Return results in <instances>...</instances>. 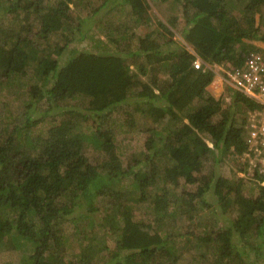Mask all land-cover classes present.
Here are the masks:
<instances>
[{
    "label": "trees",
    "instance_id": "1",
    "mask_svg": "<svg viewBox=\"0 0 264 264\" xmlns=\"http://www.w3.org/2000/svg\"><path fill=\"white\" fill-rule=\"evenodd\" d=\"M108 1L103 0L89 17L92 24L105 27L106 41L97 38L95 50L74 51L62 61L65 50L59 42L50 45L49 36L58 34L70 42L79 34L80 41L91 27L84 29L82 19L73 24L69 4L74 0H0V88L24 77L28 66L36 68L40 79L29 87L20 117L8 116L9 123L0 130V243L15 227L13 243L35 245L29 264H103L107 257L110 264H177L181 252L176 240L184 236L214 251L210 264H264V175L258 177V192L245 195L242 178L231 181L217 172L208 181L202 174L208 154L216 155L217 149L219 160L229 147L244 151L243 122L236 123L231 106L254 110L260 105L233 90L230 106L224 108L205 91L213 72L192 65L196 57L208 63L235 58L239 53L233 44L243 38L264 41L253 17L264 0H247L248 12L241 18L228 12L231 0H177L185 16L184 39L196 54L184 48L160 50L152 36L157 27L139 36L132 47L127 33L131 28L105 19ZM117 1L130 6L134 22L146 23L149 0ZM31 18L39 21L36 31ZM175 21L173 16L169 22ZM157 24L170 33L166 24ZM36 40L46 44L37 46ZM128 56L133 63V57L144 59L139 71L145 78L130 70ZM149 67L153 72L148 74ZM161 71L163 78L157 74ZM156 90L166 105H151L143 113V98L151 102ZM75 96L87 98L84 107L64 105ZM124 104L134 105L131 111H141L151 123L143 128L147 135L141 165L134 160L122 167L114 141L100 130L102 111ZM89 121L95 129L82 131ZM45 122L51 124L44 132L40 126ZM87 141L103 153V163L89 162L84 152ZM182 179L195 190L177 199ZM160 183L153 196L155 217L148 222L134 219L127 202L135 201L133 195L136 201H145L148 190ZM209 189L219 214H231L226 223L202 233L186 229L175 234L173 228H159L174 215L169 210L171 195L194 210L200 202L211 205L203 196ZM101 195L114 198V212L98 221L92 214L93 202ZM7 215L13 216V224ZM58 220L72 223V234L82 243L74 256L77 260L60 253L72 241L55 227ZM100 226L107 235H117L110 251L105 250V236L101 241L93 233ZM92 244L100 256H91Z\"/></svg>",
    "mask_w": 264,
    "mask_h": 264
},
{
    "label": "rangeland",
    "instance_id": "2",
    "mask_svg": "<svg viewBox=\"0 0 264 264\" xmlns=\"http://www.w3.org/2000/svg\"><path fill=\"white\" fill-rule=\"evenodd\" d=\"M103 0H74L73 4H69V14L72 18V22L74 25L77 22H80L79 19H82L84 29L90 27V32H87L86 37L80 40L78 39V35H74L75 38L73 41L64 42L62 37L58 34L49 36L48 43L53 45L55 42H59L63 49L65 50L62 55V61L70 56L71 54L75 53L74 51H84V50H95L96 49V39L100 38L101 40L106 41V29L103 25H97L95 23L90 22V18L92 17L93 10L98 7ZM247 0H231L230 4L227 5V10L229 13H234L238 18L243 17L247 14L248 10H246ZM149 7H148V16L149 18L146 20V23H136L132 20L131 9L130 6L122 2L121 4L118 3L117 0H109L107 3V11L104 15L105 19L109 20H116L117 23L125 22L127 26L131 29L127 31V33L131 36L128 38L132 47L135 46L137 43V39L139 36H142L144 33L150 31L157 27L159 30L153 32L152 36L155 37V41L157 45L160 46V50H180L181 48L186 49L187 51L196 54L194 48L191 44H189L184 39V29H185V16H183V6L181 5L180 1L177 0H166V1H158V0H149ZM176 19L174 24L170 23V19L172 17ZM254 17V26L259 28V35L264 33V7L258 9L257 11L253 12ZM9 21L12 19V16L8 17ZM32 22L34 23V31L38 29L39 21L34 18H31ZM8 21V23H10ZM161 21L166 24L169 29L171 30L170 33L164 31L157 22ZM6 22V21H5ZM171 24V25H170ZM190 24V23H189ZM32 36V33H27V36ZM127 35V36H129ZM34 44V42H33ZM46 43L42 41H35V45L43 46ZM256 46L260 49H264V41L254 38V39H246L243 38L239 42H235L233 47L238 50V52L244 50L247 46ZM127 47V44L124 43L122 46L123 50ZM114 50L116 48H113ZM71 51V52H70ZM102 51V50H101ZM237 52V53H238ZM143 58L140 56L133 57V61L131 57L128 56L127 61L130 63V70L134 73H138L139 77L145 78V75L141 74L139 68L143 64ZM213 65V63L209 64L212 67L213 76L210 83L206 86L205 91L206 93L212 95L215 99L218 98L222 92L226 91V83L222 81L220 67L223 65ZM28 73L21 77L17 81H11V83L4 85L0 88V130H2L5 124L9 123L8 116L10 118L18 119L21 113L24 111L26 107V101L29 100L28 98V90L31 85H34L40 81V79L35 76L36 68L33 66H28ZM147 73L149 74L152 70V67L147 68ZM153 72V70H152ZM159 77H165V73L163 71L157 73ZM150 77V76H149ZM215 82V84H214ZM157 97L154 98L151 102L149 99H145L142 103L143 113L146 111L149 106L151 105H166V101L164 98L161 97L159 91L156 90ZM135 98H131L133 101ZM87 98H83L81 96H75V98H69L64 102V105H77L82 106L86 104ZM150 102V103H149ZM134 105H122L119 107L114 108L113 110L109 111H102L101 115V127L100 130L103 132L104 136L107 135L108 138H111L114 141L115 145V152L120 160L122 167H126L129 164L135 163L134 160L139 163V165L145 162V139L147 132L143 130L145 126L150 125V120L147 116L143 115L141 111H131ZM224 108H228L230 103L226 102L222 104ZM231 111L234 113V118L236 119L237 124H244L247 111L243 106L240 105H232ZM67 117V116H66ZM181 117V116H180ZM216 117H214L215 119ZM50 120V118H48ZM59 119V117L57 118ZM165 122V121H163ZM50 123V122H49ZM48 122L43 123L40 127L41 130L45 132L46 128L49 126ZM51 124V123H50ZM87 127H83L82 131L88 130V132H92L95 127L91 122L86 123ZM179 125V124H178ZM206 142L211 146V143L206 138ZM85 155L89 162L93 164H97L99 162H104L105 157L102 152L96 150L89 141H87L84 147ZM215 154H220L218 149L216 150ZM222 154V153H221ZM216 155L208 154V160L202 174L210 181L214 173L220 172L231 178V181H235L238 178H242L243 180V193L245 195H255L259 188H258V177L260 175H264V165L260 163H256L255 158L253 157H246V155L241 152L237 153L232 147L227 148L224 153L219 157ZM256 164V165H255ZM261 169V170H260ZM158 185L152 187L148 190L146 195V200L143 202L136 201V196L133 195L132 203L127 202V206L130 207L131 211H133L134 219L141 220L148 222L155 217V211L153 209V196L156 192ZM119 188V187H118ZM189 190H195L194 185L184 184L183 179L179 188L176 191L177 199L185 197V193ZM207 202H210L211 205L207 206L202 202L197 204L196 209L194 210H187L185 203L182 200H177L174 195L170 196L169 202V210L174 211V215L170 216L166 221L160 225L159 228L168 229L173 228L175 234H180L184 232L186 229L193 230L196 233H202L203 231H207V228L210 230L212 228H219L222 224L226 223L228 218H232L231 214L228 213L225 215L226 217H222L219 214V209H217V204L215 203V197L212 193V190L209 189L203 195ZM126 198H129L126 196ZM126 203L124 199H121V203ZM114 198L108 195H101L97 199L94 200L93 205L96 207V210L92 212L95 215L96 220H100V217L106 216L108 213L114 212ZM118 203H120L118 201ZM214 208V209H213ZM85 209L83 208L82 211ZM184 211L189 212L188 214H193V218L189 219ZM9 221L13 224L14 221L13 216L7 215ZM187 224V225H185ZM185 225V226H184ZM182 226V227H181ZM56 228L61 229L68 237L69 240L72 241L71 244H67L65 246L64 251L63 249L60 250V253L67 254V260H74L76 259L75 254L82 249L80 242H78V238L73 236V225L72 223L66 220H58L56 221ZM180 228H182L180 230ZM93 233L98 237L101 241L104 239L106 240V245H108L106 251H110L115 245L117 236H109L103 230V228L96 227ZM17 231L14 228L5 236L4 241L0 243V264H29L27 260H31L33 258L34 253V244L31 242L26 243H19L18 245L12 242V238L15 237ZM192 236V235H191ZM190 236V237H191ZM177 244L180 247L179 250V260L177 264H210L215 259L214 251L207 247L206 245H198L193 237L190 239H186L184 236L177 241ZM102 244H100L101 246ZM183 246V247H181ZM97 248L94 244H92V255L94 258L95 256H100L99 252L100 249ZM182 248V249H181ZM124 252V251H123ZM59 253V252H58ZM125 254V252H124ZM159 257V256H158ZM157 257V258H158ZM98 258V257H96ZM108 258V257H107ZM105 259L103 264H110L109 259ZM136 258L139 259L140 257L136 254ZM77 260V259H76Z\"/></svg>",
    "mask_w": 264,
    "mask_h": 264
},
{
    "label": "built area",
    "instance_id": "3",
    "mask_svg": "<svg viewBox=\"0 0 264 264\" xmlns=\"http://www.w3.org/2000/svg\"><path fill=\"white\" fill-rule=\"evenodd\" d=\"M238 53L235 58L222 61L220 64L223 65L220 67L223 74L221 79L226 83L227 89L216 99L220 104L230 103L231 93L236 90L260 105L259 108L247 111L243 124L245 134L243 153L246 157L255 158L258 165L260 163L264 165V49L253 46ZM192 65L195 69L214 72L212 67L199 57L193 60Z\"/></svg>",
    "mask_w": 264,
    "mask_h": 264
},
{
    "label": "clouds",
    "instance_id": "4",
    "mask_svg": "<svg viewBox=\"0 0 264 264\" xmlns=\"http://www.w3.org/2000/svg\"><path fill=\"white\" fill-rule=\"evenodd\" d=\"M206 63H207L208 65L211 64V63H208V62H206Z\"/></svg>",
    "mask_w": 264,
    "mask_h": 264
},
{
    "label": "crops",
    "instance_id": "5",
    "mask_svg": "<svg viewBox=\"0 0 264 264\" xmlns=\"http://www.w3.org/2000/svg\"><path fill=\"white\" fill-rule=\"evenodd\" d=\"M207 89V88H206Z\"/></svg>",
    "mask_w": 264,
    "mask_h": 264
}]
</instances>
